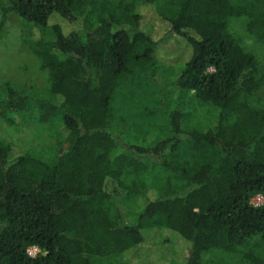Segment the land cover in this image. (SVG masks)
Listing matches in <instances>:
<instances>
[{
  "label": "trees",
  "instance_id": "trees-1",
  "mask_svg": "<svg viewBox=\"0 0 264 264\" xmlns=\"http://www.w3.org/2000/svg\"><path fill=\"white\" fill-rule=\"evenodd\" d=\"M149 11L164 35L148 32ZM10 23L51 100L0 81V120L66 133L50 158L0 136V264L115 260L144 244L148 227L187 241L184 264H264V204H251L264 198V0H0V35ZM169 36L192 49L174 84L179 103L189 93L206 108V130L183 127L180 104L165 110L156 73ZM149 83L164 120L154 125L172 135L122 146L113 103ZM115 198L143 199L135 225Z\"/></svg>",
  "mask_w": 264,
  "mask_h": 264
},
{
  "label": "rangeland",
  "instance_id": "rangeland-1",
  "mask_svg": "<svg viewBox=\"0 0 264 264\" xmlns=\"http://www.w3.org/2000/svg\"><path fill=\"white\" fill-rule=\"evenodd\" d=\"M152 11L148 12L149 24L148 32L155 36V32H159V35H164L166 32L163 29L160 22H157L156 17L152 14ZM156 22V27L155 23ZM152 27H151V26ZM239 33H243L242 29H238ZM23 32L20 26L16 23H10L7 31L0 35V81H11L12 83L24 87L32 92H35L40 97L51 100L47 94L46 74L40 69L37 62L29 52L22 46ZM247 44L250 40H246ZM162 47L169 48L168 58L165 63L161 62V65L157 69L156 83L162 88L163 101L165 103V110L171 112L179 106L185 110V124L183 127L192 129L195 126H199L200 129L206 130L212 126L213 121L209 120V116L206 113V108L199 105L191 98L192 94H187L184 97L183 102H178V90L175 86V81L181 74L186 60L192 53V49L185 40L180 37L169 36L163 39ZM176 48L178 50H176ZM186 50H185V49ZM260 54V53H259ZM264 57V53L260 54ZM156 84L149 83L146 88L138 91L126 93L125 95H133L131 103L124 105L123 99L118 98L113 103L114 115L117 117L116 129L111 130L116 132L119 137L122 146H140L150 147L154 146L160 141L165 140L172 134L166 127L160 128L155 126L154 123L158 120V113L155 110L158 108L155 98H158ZM154 95H150V94ZM261 105L264 106V99L261 101ZM154 109V110H153ZM153 110L152 114L150 111ZM124 115L125 119L121 121L120 117ZM161 115V114H160ZM151 120L148 124L147 118ZM146 120V121H144ZM198 124V125H197ZM66 133L64 127L60 124L46 125V124H31L11 126L6 122L0 120V136L8 143H13L20 146L25 152H34L39 154L43 158H50L53 156L56 148L57 134ZM117 152H121L118 150ZM155 172L148 170L143 176L144 181L147 184H152L156 177L152 176ZM109 192L115 190L119 191V188L112 181L107 186ZM123 216L124 222L128 225H135L138 221V213L144 209V202L142 198L135 200H126L123 202L121 199H114ZM144 244L139 246L126 255L119 256L115 260L101 261L97 264H184L186 258V244L185 241L177 233L171 232L166 229L157 230V228H145ZM32 256H36L37 251L30 250Z\"/></svg>",
  "mask_w": 264,
  "mask_h": 264
},
{
  "label": "built area",
  "instance_id": "built-area-1",
  "mask_svg": "<svg viewBox=\"0 0 264 264\" xmlns=\"http://www.w3.org/2000/svg\"><path fill=\"white\" fill-rule=\"evenodd\" d=\"M251 204L254 206V207H260L264 204V198L261 196V195H258L256 196L255 198L252 199L251 201ZM34 250L37 251L38 253V250L36 248H33ZM31 250V249H30ZM29 250V253L31 255V252ZM37 255V254H36Z\"/></svg>",
  "mask_w": 264,
  "mask_h": 264
}]
</instances>
